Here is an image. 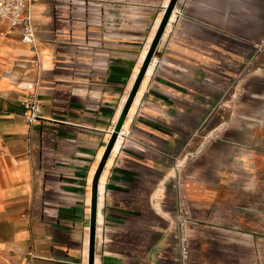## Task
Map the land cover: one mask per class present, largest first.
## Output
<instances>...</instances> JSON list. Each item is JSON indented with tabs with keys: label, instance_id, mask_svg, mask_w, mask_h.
Masks as SVG:
<instances>
[{
	"label": "crops",
	"instance_id": "0c3cea01",
	"mask_svg": "<svg viewBox=\"0 0 264 264\" xmlns=\"http://www.w3.org/2000/svg\"><path fill=\"white\" fill-rule=\"evenodd\" d=\"M169 2L34 0V44L0 23V264H261L264 0H178L116 130Z\"/></svg>",
	"mask_w": 264,
	"mask_h": 264
},
{
	"label": "built area",
	"instance_id": "2783aa9c",
	"mask_svg": "<svg viewBox=\"0 0 264 264\" xmlns=\"http://www.w3.org/2000/svg\"><path fill=\"white\" fill-rule=\"evenodd\" d=\"M34 0H0V23H6L9 31L21 28L22 40L25 43L34 44L37 40L36 26L31 6ZM23 115L30 125L41 117L42 102L36 92L31 93L23 102ZM178 211L179 233L182 252L185 255L189 246V222L190 215L187 211L184 198L179 202ZM36 257L34 249L28 253L27 264H31Z\"/></svg>",
	"mask_w": 264,
	"mask_h": 264
},
{
	"label": "water",
	"instance_id": "95a60500",
	"mask_svg": "<svg viewBox=\"0 0 264 264\" xmlns=\"http://www.w3.org/2000/svg\"><path fill=\"white\" fill-rule=\"evenodd\" d=\"M177 1L178 0H170V2L168 4V7H167V9L165 11L163 19H162V21H161V23H160V25L158 27V30H157V32H156V34L154 36V39H153V41H152V43L150 45V48L148 50V53H147V55H146V57H145V59L143 61V64L141 66V69L139 71L137 79H136V81H135V83L133 85V88H132V90H131V92L129 94V97L127 99L126 105L124 107V110H123V112L121 114V117L119 119V122L117 124L116 130H119L121 128V126L123 125V122H124L128 112H129L131 104L134 101V98H135V96H136V94H137V92L139 90L141 82H142V80H143V78H144V76H145V74H146V72L148 70V67H149V65H150V63H151V61L153 59V56H154V53L156 51L157 45H158V43H159V41H160V39H161V37H162V35L164 33L166 25H167L172 13H173V10L175 8V5H176ZM91 244H92V251H91V254H90L89 264H94L93 241H92Z\"/></svg>",
	"mask_w": 264,
	"mask_h": 264
},
{
	"label": "rangeland",
	"instance_id": "374dc122",
	"mask_svg": "<svg viewBox=\"0 0 264 264\" xmlns=\"http://www.w3.org/2000/svg\"><path fill=\"white\" fill-rule=\"evenodd\" d=\"M248 61L249 62L246 64V68L244 71L246 75L255 72L256 70L257 72H262V70L264 69V35L261 37V39L258 40L256 48ZM259 67L261 69H259ZM253 82L258 85V87L260 88L259 90L264 89V81L256 82V80H253ZM246 205L248 206L249 204L247 203ZM246 252L248 253V248H246ZM246 260H249V258H247ZM253 260L254 264H258L256 261H260V259L258 258H253ZM261 264H264V258H261Z\"/></svg>",
	"mask_w": 264,
	"mask_h": 264
}]
</instances>
